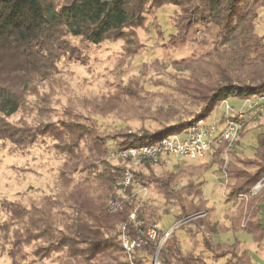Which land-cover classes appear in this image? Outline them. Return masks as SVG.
Instances as JSON below:
<instances>
[{"label":"trees","instance_id":"obj_1","mask_svg":"<svg viewBox=\"0 0 264 264\" xmlns=\"http://www.w3.org/2000/svg\"><path fill=\"white\" fill-rule=\"evenodd\" d=\"M148 4L154 9L175 7V32L168 36L173 47L183 44L197 28L215 30L211 48L205 54L173 63L174 67L185 65L184 71H188V77L178 81L176 87L183 97L181 101L191 108L182 109L187 118L175 119L177 110L169 104L166 110L156 111L152 120L157 127L152 131L110 139L76 120L36 126L10 125L6 121L17 114L38 85L58 75L57 63L62 58L78 59L79 49L72 40L99 45L126 39L133 28L141 26ZM258 7H264V0H0V139L3 135L13 145L27 147L39 138L51 137L63 156L54 195L44 196L39 207L35 203L28 207L14 201L5 203L7 218L0 224V254L11 264H35L52 257L57 264H129L118 238L120 227L125 226L127 235L134 239L161 217L155 208L147 213L139 207L132 213L135 200H125L121 195H129L134 185L119 196L116 183L124 163L111 164L107 144H152L207 120L224 100L264 96V34L254 33ZM226 147L224 143L216 149L214 157ZM231 158L223 167L225 202L236 206L239 201L236 215L230 219L231 229L250 234L255 242L263 241L258 208L264 204L263 189L254 196L249 191L264 178V135L258 136L254 157L241 159L235 152ZM152 167L142 162L134 183L152 185L165 205L177 209V222L204 233L201 243L217 260L253 264L249 254L241 252L238 241L226 245L211 240L219 226L214 228L212 215L204 206L203 181L190 180L179 187L173 172L154 175ZM78 174L84 176L76 178ZM111 203H116V210L110 208ZM131 213L135 220L129 219ZM245 216L248 221L241 228ZM139 221L141 225H137ZM155 250L156 245L145 240L134 252V264H147ZM158 260L159 264H204L192 252L184 254L175 235L163 244Z\"/></svg>","mask_w":264,"mask_h":264},{"label":"rangeland","instance_id":"obj_2","mask_svg":"<svg viewBox=\"0 0 264 264\" xmlns=\"http://www.w3.org/2000/svg\"><path fill=\"white\" fill-rule=\"evenodd\" d=\"M174 12L175 7L171 5L154 9L148 4L141 26L133 28L126 39L123 37L107 40L99 45L81 44L76 39L72 40L79 49L78 59L69 61L62 58L57 63L58 75L53 80L38 85L33 95L26 97L17 114L6 121L10 125L19 123L22 126H36L47 122L55 124L59 121L76 120L91 126L100 137L110 139L127 133L152 131L157 127L152 120L157 114L156 111L166 110L169 104L177 110L175 119L187 118L182 109L188 105L181 101L183 97L177 93L176 87L178 81L188 77V71H184L185 65L183 68L174 67L173 63L199 58L205 54L211 48L215 30L197 28L183 44L173 47L168 42V36L175 32ZM256 13L258 19L254 33L262 36L264 7H258ZM159 33L163 35V40ZM227 103L237 109L242 102L239 98H230ZM190 110L188 107V111ZM217 110L216 108L214 112ZM248 150L252 151L251 148ZM224 152L225 150L219 157L209 155L202 161L175 160L170 167L153 166L151 171L154 175L173 172L177 175L179 187L190 180L194 183L203 181L204 206L208 209V215L217 217L214 228L219 226L215 230L216 236H211V240L221 243L228 238L232 244L236 239L233 232L220 229L225 228L223 225L227 223L225 215H236L235 211L231 214L226 212L229 205L224 199L226 176L223 171V167L235 154V149L226 153V159ZM237 156L247 159L254 157V153L251 156L237 153ZM62 164L63 156L58 154L51 137L39 138L33 145L21 147L13 145L2 135L0 224L7 218L3 211L6 202L14 201L26 207L35 203L39 207L44 196L54 195L58 188V169ZM82 176L84 174L75 175L76 178ZM121 196L125 200L128 197L135 200V210L132 213L139 207L146 211L155 208L156 214L161 217L157 224L164 231L178 223L177 209L165 205L152 185L143 187L138 183L129 195ZM180 226L173 230L167 240L175 235L184 254L192 252L204 264H229L226 259L217 260L204 249L201 243L204 233H197V229L191 225ZM2 247L0 232V251ZM154 255L148 256L147 264L153 263ZM0 264L11 263L5 255L0 254ZM35 264L57 262L52 257Z\"/></svg>","mask_w":264,"mask_h":264},{"label":"built area","instance_id":"obj_3","mask_svg":"<svg viewBox=\"0 0 264 264\" xmlns=\"http://www.w3.org/2000/svg\"><path fill=\"white\" fill-rule=\"evenodd\" d=\"M242 101L241 106L234 109L228 105L227 100H224L217 107L220 111L214 112L209 120L198 121L186 130L166 136L152 144L118 147L116 142H109L106 146L107 158L115 163H124L122 175L116 183L120 188L119 194L125 192L131 185L137 186V183H134L135 172L142 162H149L153 166L170 167L175 160L202 161L224 143L227 144L224 152L226 159L228 147L239 139L246 124L256 119L264 108V96ZM262 189L264 178L249 191V195L254 196ZM116 207V203H111L112 210H116ZM129 219L135 220V215L131 214ZM141 224V221L137 222V225ZM182 224L178 222L167 231L154 224L144 232L138 233L134 239L127 235L126 227L121 226L118 238L128 263L134 264L135 250L142 247L145 240H149L156 245L152 264H159L157 256L161 247L173 230Z\"/></svg>","mask_w":264,"mask_h":264},{"label":"crops","instance_id":"obj_4","mask_svg":"<svg viewBox=\"0 0 264 264\" xmlns=\"http://www.w3.org/2000/svg\"><path fill=\"white\" fill-rule=\"evenodd\" d=\"M241 102L243 101L241 100ZM260 134L264 135V108L257 115L256 119L246 124L241 138L237 142H234L232 145H230V147H228V151L235 149L236 153L243 155L246 154L248 156H251L255 152L257 139ZM250 138L253 140L250 141L249 140ZM249 148H251L252 151L249 152L248 150ZM261 193L264 196V189L262 190ZM238 204L239 201H237L236 206H238ZM236 206L230 204L226 209L227 214L233 213L236 209ZM258 208L260 209V214H259L260 226L261 228L264 229V204H259ZM232 216L233 215H225V221L227 220V223L224 224L223 226L225 227L226 231H228V229L232 231L231 229L232 223L230 220ZM215 218L217 217L212 215L210 220L212 225L216 224L217 222L215 221L216 220ZM247 221H248V216L243 217L240 223V227L243 228L246 225ZM232 235L236 237L235 241H238L241 252H246L247 254H249L253 264H264V240L260 242H255L252 239V236L244 231L233 232ZM243 235H246L249 238L243 237ZM214 236H216L215 233L212 235V237ZM226 239L227 240H224L223 242L218 244L230 245L231 240H229L228 238Z\"/></svg>","mask_w":264,"mask_h":264}]
</instances>
